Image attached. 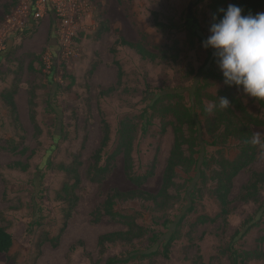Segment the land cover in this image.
Wrapping results in <instances>:
<instances>
[{"label":"rangeland","instance_id":"rangeland-1","mask_svg":"<svg viewBox=\"0 0 264 264\" xmlns=\"http://www.w3.org/2000/svg\"><path fill=\"white\" fill-rule=\"evenodd\" d=\"M87 1L91 10L76 31L71 53L58 49L57 55L53 56L48 40L53 10H47L50 5L46 0H19L15 4L12 0H0V51L5 50V53L0 52V93L13 83L17 85L14 95L17 118L0 98V214L4 219H0V224L6 226L13 238L9 252L0 253V264H104V257L119 255L128 248L123 245L109 246L104 256L98 255L97 251L100 234L122 229L123 226L107 217L95 221V212L110 189L128 190L134 187L124 174L121 155L116 157L112 171L101 182L89 179L92 156L102 137L101 118L104 117L110 126L111 139L106 147V151L110 152L114 147L118 120L126 114H138L148 103V97L158 89L183 88L189 100L188 93L194 80V74H189V70L195 73L211 51L205 50L202 42L196 36H189L181 26L184 23L188 27H196L188 8L197 0ZM208 2L201 0L194 7V16L200 26L197 28L206 37L210 25ZM32 8L35 11L31 16ZM155 17L177 27L157 29ZM30 19L34 21L33 27L25 31ZM100 26L109 30L97 36ZM118 34L130 41L144 38L145 45L151 50H156L157 46L166 48L176 39L180 48L179 57L176 61L151 62L140 58L127 46H116V53H112L111 47ZM56 39L59 45L57 34ZM7 46L10 47L8 51ZM36 55H41V58L37 59ZM64 70L74 78L73 82L71 78L63 77ZM119 76L122 80L120 85L109 94H101L102 90L114 86ZM210 81L212 84L206 91L216 94L222 83L214 79ZM31 92H35L36 122L41 129L38 134L29 116ZM232 93L241 98L250 112L264 118V109L253 99L244 97L235 89ZM48 101L52 106H48ZM205 103L208 108L212 107L211 101ZM251 129L253 134L260 133L257 158L233 179L230 211L226 218L194 224L200 214L215 216L219 212L218 202L205 188L196 202L195 212L187 216L181 237L174 242L169 257L157 256L151 261L131 264H229L220 249L256 208L252 201H241L238 194L251 173L264 168V128L252 125ZM9 140H14L12 145L18 146L16 152L2 147ZM172 142L171 126L160 134L158 119L154 120L145 135L138 132L133 152L136 173L142 174L149 168L159 147L154 175L143 185L145 190L155 192L159 188ZM23 147L26 150L21 152ZM215 148L208 145L207 151L213 153ZM224 149L230 157L236 153L233 141H229ZM76 154L81 160V182L76 189L78 201L58 246L53 247L44 240L38 249L37 242L45 239L46 234H56L63 224V203L57 199L56 192L66 177L57 165L71 162ZM45 160L52 161V168L45 167ZM16 161H27L29 168L25 171L10 168L9 165ZM37 167H41L43 178L40 190L35 192L40 179ZM184 178L185 175L180 172L179 179ZM5 189L6 199L3 198ZM260 197L264 200V188ZM180 203L166 211L141 207L139 203H120L118 207L140 210L142 214L138 222L152 225V216L161 221V216L172 218L179 214ZM39 209L43 215L42 224L28 231V223ZM154 227L161 229L159 225ZM263 229L264 216L261 225L236 241V246L240 249L254 247L256 238L264 233ZM78 241H82L83 246H77ZM146 244V241L136 243V247L143 248ZM71 246L75 249L71 250ZM261 246L264 251V241ZM248 264L264 263L262 260H251Z\"/></svg>","mask_w":264,"mask_h":264},{"label":"trees","instance_id":"trees-1","mask_svg":"<svg viewBox=\"0 0 264 264\" xmlns=\"http://www.w3.org/2000/svg\"><path fill=\"white\" fill-rule=\"evenodd\" d=\"M18 1L12 0V4ZM200 1L197 0L195 4H190L191 6L188 8L190 17L193 15L195 28H200L198 19L194 16V7ZM208 1L210 23L211 17L214 13H217V9L226 8L229 3L238 4L246 12L264 11V0ZM47 10H51L49 6ZM34 11V8H32L31 16ZM50 20L51 29L48 40L52 47L53 56H56L58 49L61 48L57 44L56 18L53 12ZM33 24L34 21L30 19L25 31L30 30ZM154 25L160 30H165V28L171 30L177 27L173 23H163L156 17ZM181 26L189 36H196L200 42L204 40L197 35L195 28L188 27L184 23ZM108 30V27L100 26L97 36ZM116 32L119 31L116 30ZM116 46H127L134 50L140 58L151 62L156 60L176 61L180 51L176 39L166 48L157 46L155 47L156 50H151L145 45L144 38L138 41H130L119 34L111 47L112 53H116ZM9 49L10 47L7 46L6 50ZM210 54L211 51L209 56ZM36 58H41V55H36ZM207 60L195 73L192 69L189 70V74H194L193 84L188 93L189 100L186 99L185 93L187 92L183 88L158 89L156 93L148 97V103L138 114H126L121 117L115 130L114 147L110 152L106 151L111 139L110 126L104 117L101 118L102 137L92 156V163L88 170L89 179L93 182H101L112 171L116 157L121 155L124 174L134 186L128 190L110 189L101 207L95 212V221L107 217L123 226L122 229L104 232L98 236V255L104 256L109 246L123 245L128 247L119 255L104 257V264H131L135 261H151L157 256L168 258L174 242L181 237L183 224L187 216L195 212L196 202L201 197L202 191L207 188L214 196L219 205V212L215 216L200 214L196 217L194 224L215 222L220 218L225 219L230 211V193L233 187V179L242 169L256 160L258 144L251 142L254 136L251 126H262L264 128V118L250 112L241 98L232 93L233 88L223 85L222 76L214 63V58L209 67H205ZM66 76L71 78V82L74 81V78L64 70L63 77ZM120 78L119 76L114 86L102 90L101 94L113 92L120 85L122 81ZM210 79L222 83V87L216 94L206 91L212 84ZM16 91L17 85L13 83L10 88L4 89L0 93L1 100L15 118H17V106L14 99ZM34 97L35 92H31L28 100L29 116L34 124L35 132L38 134L41 129L36 122ZM219 97H227L231 104L226 108L219 107ZM206 101L212 102L211 108L207 107ZM255 102L260 108L264 109V101ZM48 106H52L50 101H48ZM155 119L159 121L160 134H164L167 127L171 126L173 142L165 161L161 184L155 192H151L145 190L143 185L154 175L159 147L156 148L149 168L142 174L136 173L134 169L133 152L138 132L145 135L154 124ZM229 141H233L236 148V153L232 157L228 156L224 149ZM13 142L14 140H9L8 144L2 147L16 152L18 146H13ZM208 145L216 147L213 153L207 151ZM25 150L26 147H23L20 151L24 152ZM52 166V161L47 160L45 167L52 168ZM80 166L79 154L74 155L71 162L57 165V168L63 171L66 177L56 192L57 199L63 203V224L56 234L52 236L46 234L45 239L39 240L36 244L38 249L44 240L48 241L53 247L58 246L67 221L78 201L76 189L81 182ZM9 167L25 171L29 168V163L27 161H16L10 164ZM180 172L185 175L182 180L179 179ZM37 175L40 176V179L35 192L37 189L40 190V180L43 178L41 167H37ZM262 188H264V168L253 171L248 182L241 187L238 194L241 201H252L256 204V208L252 214L242 221L240 227L230 236L227 244L220 249V252L226 255L229 264H248L251 260H262L264 263V251L261 246L264 241V233L256 238L255 245L252 248L240 249L236 246V241L243 239L253 228L261 225L264 216V200L260 197ZM3 198H7L6 189L3 192ZM34 201L35 199L32 200V202ZM179 202H181L179 214L172 218L165 215L161 216V221L152 216L151 223L153 226L138 222V218L142 214L140 210L118 207L120 203H139L141 207L166 211ZM32 205L36 204L32 203ZM0 216L1 221L4 220L2 213ZM42 216L41 209L36 211V216L33 215L28 223V231L34 230L35 226H41ZM155 225H159L161 229H156ZM143 241L147 243L145 247H136V243H142ZM12 244L11 233L7 231L6 226L0 224V253L9 252ZM77 246H83V242L78 241ZM74 249L75 246H71V250Z\"/></svg>","mask_w":264,"mask_h":264},{"label":"clouds","instance_id":"clouds-1","mask_svg":"<svg viewBox=\"0 0 264 264\" xmlns=\"http://www.w3.org/2000/svg\"><path fill=\"white\" fill-rule=\"evenodd\" d=\"M209 35L202 41L205 50H213L214 63L222 83L255 101H264V11H245L229 3L211 17ZM231 104L219 97V107ZM255 133L253 144L260 143Z\"/></svg>","mask_w":264,"mask_h":264},{"label":"built area","instance_id":"built-area-1","mask_svg":"<svg viewBox=\"0 0 264 264\" xmlns=\"http://www.w3.org/2000/svg\"><path fill=\"white\" fill-rule=\"evenodd\" d=\"M56 18V34L62 51L71 53L73 38L79 26L89 15L87 0H46Z\"/></svg>","mask_w":264,"mask_h":264},{"label":"water","instance_id":"water-1","mask_svg":"<svg viewBox=\"0 0 264 264\" xmlns=\"http://www.w3.org/2000/svg\"><path fill=\"white\" fill-rule=\"evenodd\" d=\"M195 31H196L197 35L200 38L206 39V36H205L204 32L201 29L195 28ZM212 59H213V50L211 49V54H210V56H209V58H208V60L206 62L205 67H209L210 66Z\"/></svg>","mask_w":264,"mask_h":264}]
</instances>
